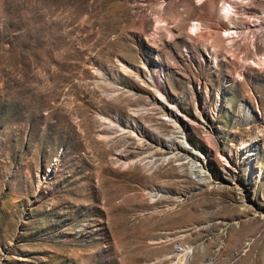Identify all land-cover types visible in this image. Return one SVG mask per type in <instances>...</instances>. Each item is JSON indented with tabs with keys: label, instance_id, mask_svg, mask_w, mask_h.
<instances>
[{
	"label": "rangeland",
	"instance_id": "obj_1",
	"mask_svg": "<svg viewBox=\"0 0 264 264\" xmlns=\"http://www.w3.org/2000/svg\"><path fill=\"white\" fill-rule=\"evenodd\" d=\"M260 22L264 0H0V264H264ZM110 119L155 164L119 161Z\"/></svg>",
	"mask_w": 264,
	"mask_h": 264
},
{
	"label": "bare ground",
	"instance_id": "obj_2",
	"mask_svg": "<svg viewBox=\"0 0 264 264\" xmlns=\"http://www.w3.org/2000/svg\"><path fill=\"white\" fill-rule=\"evenodd\" d=\"M237 1L243 2L244 0H237ZM232 10H233V8L230 5L225 7L224 17L230 20L232 14H233ZM263 28H264V22H260V23H258L257 26H255V30H252V32H253V34H257ZM197 30H198V27H193L192 28V31H197ZM232 34H233L232 32H227L226 35L227 36H231ZM156 104L158 105L157 107H159L161 110H163L162 112H164L166 116H169V118H170V119H168L169 122H171L172 124H176L178 122V120H179L178 119V113L176 112L177 111V104L169 102L166 96H159L156 99ZM140 111H141V108H139V107L131 109L130 117H131V121H132L131 124L133 126H135V124H137V122L135 121V118L140 113ZM250 116H251L250 114H247L245 116V120H249ZM116 123H117V121H115V120L111 121V119H110V121L106 122V124H107L106 128H107L108 132H107L105 138L108 139V140H116V139L118 140L119 139V140L124 142V145L119 150V152H121V154H120L121 158L119 159V161H123L124 164H126L128 166L132 165V164H135V163H138V162H141V163H143L146 166H150V165L152 166L153 164H155L154 161H155V158H156L157 155L155 153H153L149 149L147 140L145 139V135L142 136V137L141 136H137L136 139H135V143L134 144L136 146L134 147V149H135L134 153H138L137 156H134V157L128 156L129 154L127 153L128 149H127L126 146H127V144L129 146V144H130L129 143V139L131 137V134H134L132 125L130 123H128L127 127H121V126H118ZM139 127H141V126H139ZM134 138H135V134H134ZM143 150H145V151H143ZM167 151H168V154H172V155H176V154H179L181 152H185V153L188 152L184 147H182L175 140V137H173V136L169 138V145L167 147ZM194 156L201 157L198 154V152H196V151L193 152V156H191V157L194 158ZM117 159H118V157H117ZM165 159L166 158L164 157V160ZM132 199H134V198H132ZM163 240L164 241H166V240L168 241L167 238L163 239ZM190 250H191V248H190ZM190 250H189V248H187V249L186 248H182L181 249V251H185L187 253H189Z\"/></svg>",
	"mask_w": 264,
	"mask_h": 264
}]
</instances>
